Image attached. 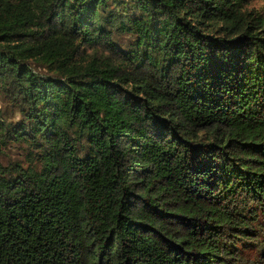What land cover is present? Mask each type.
Instances as JSON below:
<instances>
[{
  "label": "trees",
  "instance_id": "1",
  "mask_svg": "<svg viewBox=\"0 0 264 264\" xmlns=\"http://www.w3.org/2000/svg\"><path fill=\"white\" fill-rule=\"evenodd\" d=\"M252 1L0 0V264H264Z\"/></svg>",
  "mask_w": 264,
  "mask_h": 264
},
{
  "label": "rangeland",
  "instance_id": "2",
  "mask_svg": "<svg viewBox=\"0 0 264 264\" xmlns=\"http://www.w3.org/2000/svg\"><path fill=\"white\" fill-rule=\"evenodd\" d=\"M252 8H262L264 7V0H253L250 4ZM4 104L0 100V107H3ZM26 158V151L22 149V147L18 144H13L12 146L8 147L7 155L4 156V161L8 162L11 159H23Z\"/></svg>",
  "mask_w": 264,
  "mask_h": 264
}]
</instances>
